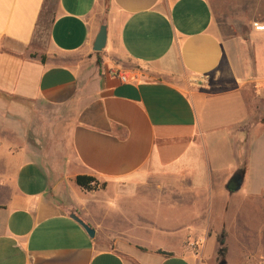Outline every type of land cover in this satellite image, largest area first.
<instances>
[{
	"label": "crops",
	"instance_id": "crops-1",
	"mask_svg": "<svg viewBox=\"0 0 264 264\" xmlns=\"http://www.w3.org/2000/svg\"><path fill=\"white\" fill-rule=\"evenodd\" d=\"M256 25L264 26V0H0V264H210L213 235L218 242L225 230L228 248L235 200L264 216V31ZM104 26L107 45L96 53ZM114 70L140 80L124 84ZM28 127L48 150L13 148L28 141ZM218 139L244 157L228 171L242 176L240 191L200 162ZM255 166L260 195L250 192ZM192 170L209 179L182 180ZM78 176L106 187L86 192L72 185ZM187 195L195 207L205 198L203 217L164 225L161 212ZM153 198L155 211L140 206ZM241 218L247 255L255 233L264 240V221L255 230L251 216ZM154 228L174 245L153 248L134 233ZM109 234L127 236L129 250ZM189 238L205 242L199 252L186 249Z\"/></svg>",
	"mask_w": 264,
	"mask_h": 264
},
{
	"label": "rangeland",
	"instance_id": "rangeland-1",
	"mask_svg": "<svg viewBox=\"0 0 264 264\" xmlns=\"http://www.w3.org/2000/svg\"><path fill=\"white\" fill-rule=\"evenodd\" d=\"M41 31L47 32L46 29L41 30ZM45 35H46V33L43 34V36H45ZM0 113H1V111H0ZM0 115H2V114H0ZM3 116H5V115H3ZM50 128L51 127H48L46 123L41 124V127H40L42 134H45V132L50 131ZM27 131H28V133H30L28 141L24 142V141H19V140H13L11 142L14 146L13 148L25 149L27 147H35L36 149L41 150L43 152L49 149V146H47L49 144L48 142L43 141V140L37 141L35 139V137H33V134H32L33 130L30 127L27 128ZM236 131H237L236 127L230 128V132L228 134H229V138H231V140L234 138L233 136L236 135ZM3 142L4 141L2 139V136H0V150L2 149L1 144H3ZM203 143H204V141H203ZM206 144H207V142H206ZM229 144L231 145L232 142L229 141ZM227 146H228V143L225 141V139H224V142H222L220 139H218L217 141H215L213 146L204 147L205 148V149H203L204 150V157L200 161L201 164L205 167V169L207 171H209L210 167H211L213 173H217V171H218L219 178L222 174L221 179H222V181H224V184H229L231 179L236 174L235 172H232V171L228 172V171L230 169H232L233 166L235 167L238 164H242L243 159H244V157L243 158L239 157L238 154L236 157L235 156H229L227 154L228 153L227 150H229V149H227ZM210 148L213 149L216 154L211 155L210 154V151H211ZM4 150L6 151V149H4ZM5 156H6V152H4L3 157L1 158V160H3V162L6 161V158H7ZM255 164L257 165L256 158H255ZM6 166H7V163H5V162L3 164H1L0 165V171L3 170V168H5ZM256 171H257V168L255 166L254 171H253V175L255 176V180H254L253 188L250 189V192H252L253 195L260 193V190L258 188V180H257V172ZM198 176H199L198 172L195 173V170H192V171H189L186 174V176H184V178L182 180H186L187 182L190 183V182H195V181H199V180H208L209 179L207 173H204L202 175V177H198ZM171 180H178V177H176V176L172 177ZM72 185L78 188V186L75 182ZM72 185H70V186H72ZM154 191L156 192L155 189H154ZM170 196H173V193H170ZM239 196H241V193L239 194ZM191 198L192 197H189L187 195L184 198V202L182 204H180L179 206L170 207L169 210L167 208L165 210H163L161 212V214H162V221L161 222H164V225H172L175 222H191V223H193V219L195 216L199 215L200 217H203L202 211L205 210L204 205H205V203H207L204 201L205 198H199L200 203L196 204V207L194 205H192L191 203H189V200ZM244 198L241 196L239 199L234 201V204L235 203L236 204L234 206L232 216H229L227 219V227L230 231V235H229V239H228L229 260L230 261L227 264H264V240H262L260 238L258 232L253 235V237L251 238L250 244L247 243V245L250 247V250L252 252H250L247 255L245 253H243L245 244H244L243 235H242V218H243V217L241 218L242 214L244 213L245 217H247L249 215V216H251V219L252 218L254 219L255 230L257 228H259V224L264 221V216L260 215L257 212V210H253V207H257V206L252 205V204H246L245 202H243ZM154 200H155L154 198H153V201L148 200V201H152V202H149V203L144 202V204H140V206L141 207L144 206L147 211L149 210V212L155 211L156 206L154 204ZM96 212H94V215L97 216ZM210 220L211 221L209 222L210 223L209 225H212L213 227H215L216 230L223 227L221 224V215H215L214 218H211ZM121 224H123L121 227L129 229L130 224L128 222L125 224V222L123 221ZM196 225H197V223H195V227H196ZM198 226L200 227V225H198ZM154 229L148 230V232L147 231H145V232L144 231H134V233H135V235H137L139 241L142 240L144 243L152 246L153 248L158 247V246H159V248H165V247H170V246L174 245L171 240L169 241L168 239H166V237L164 236L165 235L164 233L159 232L157 230L160 228H157V229H155V231H153ZM112 233L113 232H111V234ZM125 233H128V232L123 229V230H120L119 235L125 234ZM108 236H109V239L112 240V242L114 240L120 238L125 243L124 247H123V245H121V247L119 248V250L122 253H125L129 250L128 249L129 239L127 236L116 237V236H111L110 234ZM98 237L101 239H104L105 234L102 233ZM203 243H205V242H203L202 239L196 240V238H189L186 242V249L188 251L190 250L192 252L197 253L200 251ZM129 246H134V245H129ZM218 248H219V244L217 242V238L215 237V235H213V237L210 238V240L208 242L207 252L205 254L206 257L208 258V260H214V261H211L210 264H222L220 259L218 257H216L217 256L216 252L218 251Z\"/></svg>",
	"mask_w": 264,
	"mask_h": 264
},
{
	"label": "trees",
	"instance_id": "trees-1",
	"mask_svg": "<svg viewBox=\"0 0 264 264\" xmlns=\"http://www.w3.org/2000/svg\"><path fill=\"white\" fill-rule=\"evenodd\" d=\"M109 1L110 0H107V5L109 4ZM32 57L34 58L35 56ZM42 62L43 63L45 62L44 58L42 59ZM76 184L78 187H80L82 190L86 192H96L106 187V184H100L96 178L90 176H78L76 178ZM218 244H219L218 258L220 259L222 264H226L228 248H227V233L225 230L218 238ZM158 253L166 256H171V254L162 251Z\"/></svg>",
	"mask_w": 264,
	"mask_h": 264
},
{
	"label": "water",
	"instance_id": "water-1",
	"mask_svg": "<svg viewBox=\"0 0 264 264\" xmlns=\"http://www.w3.org/2000/svg\"><path fill=\"white\" fill-rule=\"evenodd\" d=\"M106 45H107V28L104 26L101 29V32L96 40L94 51L96 53H101L106 48ZM242 184H243L242 176H234L228 185V189L234 192L240 191L242 188ZM71 218L79 225H81L91 238L96 237V230L92 228L90 225H88L79 215L73 214Z\"/></svg>",
	"mask_w": 264,
	"mask_h": 264
},
{
	"label": "built area",
	"instance_id": "built-area-1",
	"mask_svg": "<svg viewBox=\"0 0 264 264\" xmlns=\"http://www.w3.org/2000/svg\"><path fill=\"white\" fill-rule=\"evenodd\" d=\"M256 29L258 31H264V26H258L256 25ZM111 74L114 76V77H118L120 79V81L124 84H129V83H136L140 80V76L136 73H132L130 75L128 74H124V73H121L119 71H111ZM198 87H204L207 82L205 80H202V81H197L196 82Z\"/></svg>",
	"mask_w": 264,
	"mask_h": 264
},
{
	"label": "flooded vegetation",
	"instance_id": "flooded-vegetation-1",
	"mask_svg": "<svg viewBox=\"0 0 264 264\" xmlns=\"http://www.w3.org/2000/svg\"><path fill=\"white\" fill-rule=\"evenodd\" d=\"M236 176H241L240 174H237Z\"/></svg>",
	"mask_w": 264,
	"mask_h": 264
}]
</instances>
